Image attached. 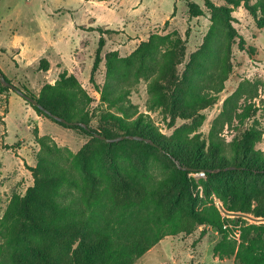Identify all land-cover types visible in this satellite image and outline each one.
<instances>
[{
  "label": "trees",
  "instance_id": "obj_1",
  "mask_svg": "<svg viewBox=\"0 0 264 264\" xmlns=\"http://www.w3.org/2000/svg\"><path fill=\"white\" fill-rule=\"evenodd\" d=\"M185 4L189 18L200 14L196 2ZM239 4L204 0L210 25L188 55V31L183 38L174 28L149 34L128 55L106 52L101 85L93 73L101 61L102 35L118 31L97 27L91 82L106 108L90 107V97L66 71L37 95L24 89L38 102L28 103L39 115L88 139L72 153L35 131L39 149L30 167L32 184L12 194L0 217V264H133L163 237L190 234L199 226L203 233L219 232L212 249L218 258L264 264V152L255 148L263 130L244 125L257 112L247 98L240 101L244 84L224 99L206 137L189 136L231 73V13ZM247 6L252 14L260 12L257 23L264 26V0ZM0 78L9 83L0 80L1 92H17L1 68ZM139 79L146 80L150 109L183 120L171 135L130 100ZM233 121L227 142L222 130ZM157 164L164 175L154 173ZM200 170L205 179L189 175Z\"/></svg>",
  "mask_w": 264,
  "mask_h": 264
},
{
  "label": "rangeland",
  "instance_id": "obj_2",
  "mask_svg": "<svg viewBox=\"0 0 264 264\" xmlns=\"http://www.w3.org/2000/svg\"><path fill=\"white\" fill-rule=\"evenodd\" d=\"M193 1L200 14L189 18L185 0H0V68L12 85L22 91L28 89L35 95L45 83L53 84L59 74L66 71L77 78L88 94L90 107L106 108L91 82V68L100 37L96 28L118 31L110 36L102 35L101 61L93 73L94 81L101 85L104 54L116 50L121 56L128 55L139 41L153 32L174 28L185 38L188 31L186 55L195 50L210 20L204 0ZM258 1L248 0V4ZM248 4L240 0L231 13L234 28L231 73L216 103L201 110L205 115L202 125L189 136L196 133L206 137L212 121L223 108L224 99L243 83L245 91L240 101L247 98L257 107L256 114L244 125H256L263 130L255 148L264 152V26L257 23L260 12L252 14ZM147 97L146 80L139 79L131 87L130 100L139 111L149 115L162 133L171 135L183 120L165 117L160 108L150 109ZM235 124L233 121L223 127L225 141L232 139ZM35 131L72 153L88 139L39 115L12 88L0 91V217L12 194H23L32 184L30 167L36 163L39 149ZM11 145L13 147H6ZM110 169L115 168L110 165ZM164 170L159 164L153 169L157 176L164 175ZM200 171L189 175L205 179V171ZM197 190L203 197L201 186ZM215 202L219 207V202ZM202 228L199 226L190 234L163 237L133 264H236L232 257L220 259L213 253V245L220 238L217 229L208 228L203 233Z\"/></svg>",
  "mask_w": 264,
  "mask_h": 264
},
{
  "label": "water",
  "instance_id": "obj_3",
  "mask_svg": "<svg viewBox=\"0 0 264 264\" xmlns=\"http://www.w3.org/2000/svg\"><path fill=\"white\" fill-rule=\"evenodd\" d=\"M0 80H1V82L3 83V84H9V83H7V82H5L4 80H3V78H0ZM12 85V84H11ZM17 91V93L19 94V95H21L26 101H28L29 103H31L32 105H38V102L34 99V98H32V97H30V96H27V95H25V93L23 92V91H21V90H16ZM103 138V137H102ZM121 137H119V138H117V139H120ZM219 209L221 210V211H223L221 208H220V206H219Z\"/></svg>",
  "mask_w": 264,
  "mask_h": 264
},
{
  "label": "built area",
  "instance_id": "obj_4",
  "mask_svg": "<svg viewBox=\"0 0 264 264\" xmlns=\"http://www.w3.org/2000/svg\"><path fill=\"white\" fill-rule=\"evenodd\" d=\"M203 173V171H200V174H202Z\"/></svg>",
  "mask_w": 264,
  "mask_h": 264
}]
</instances>
